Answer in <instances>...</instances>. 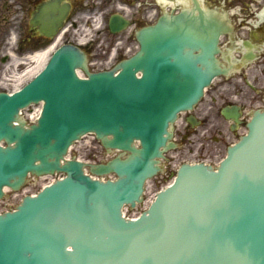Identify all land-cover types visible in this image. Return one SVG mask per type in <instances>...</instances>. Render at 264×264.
<instances>
[{
  "label": "water",
  "instance_id": "obj_1",
  "mask_svg": "<svg viewBox=\"0 0 264 264\" xmlns=\"http://www.w3.org/2000/svg\"><path fill=\"white\" fill-rule=\"evenodd\" d=\"M141 42V52L117 75L80 78L84 55L63 46L22 90L0 93V141L14 144L0 146V198L5 187L20 188L29 173L68 174L0 216V264H264V113L229 149L219 172L183 166L148 214L130 222L122 217L123 205H135L157 172L170 123L193 108L215 75L208 58L217 39L194 42L178 30L156 28ZM41 100L38 124H13L21 108ZM225 114L237 119L238 108ZM88 132L112 136L108 147L133 152L96 171H114L116 182L93 180L79 161L61 165L70 145ZM96 144L84 154L92 164L127 156ZM55 178L30 176L20 190L7 191L0 213Z\"/></svg>",
  "mask_w": 264,
  "mask_h": 264
},
{
  "label": "flooded vegetation",
  "instance_id": "obj_2",
  "mask_svg": "<svg viewBox=\"0 0 264 264\" xmlns=\"http://www.w3.org/2000/svg\"><path fill=\"white\" fill-rule=\"evenodd\" d=\"M188 2L189 5L179 0H0V91L6 86L5 65L12 57L21 63L19 71L25 72L35 54L49 53L55 45L74 42L80 43L87 54L89 70L118 72L124 61L140 50L139 35L144 30L167 19L177 20L188 12L194 24L201 27V10L207 26L214 23L224 26L230 22L232 28L224 30L220 37L218 62L224 67L234 62L230 77L252 78L245 79L247 83L239 92L246 104L255 102L257 95L261 99L264 96V19L260 15L264 12V0ZM245 44L249 45L248 49L244 48ZM211 89L214 93H223L226 86L220 82ZM213 102L209 107L214 109L216 99ZM206 106L196 108L202 117L197 113L199 126L210 124ZM183 120L187 123L190 115H185ZM191 128L195 127L188 123L186 128L174 131L176 143L180 140L177 146L180 157L188 154L182 148ZM205 131L209 135L213 131L223 134L224 122L208 125ZM167 159L171 162V155Z\"/></svg>",
  "mask_w": 264,
  "mask_h": 264
},
{
  "label": "rangeland",
  "instance_id": "obj_3",
  "mask_svg": "<svg viewBox=\"0 0 264 264\" xmlns=\"http://www.w3.org/2000/svg\"><path fill=\"white\" fill-rule=\"evenodd\" d=\"M246 1V0H245ZM219 6V4H218ZM8 66L10 67L7 71V74H6V80H7V91H12L14 89H16L17 87L21 86V83L24 84L26 81L24 80H27V77H23L22 76L20 77L21 74L18 73L19 70H14L16 66L14 63L12 64H8ZM210 96H208L207 98H209ZM256 97L255 98V101L258 99V95L257 96H254ZM260 105V104H258ZM257 105V106H258ZM210 112V110H209ZM211 113V112H210ZM216 116V115H215ZM220 121V118L219 120L217 119V116L210 121L211 125H213L214 123H217ZM208 126V125H207ZM207 126H203L199 129V131L197 132L198 133V136L201 137V142L203 140L204 142V146H203V149L206 153H208V155L211 156L210 159H216V152L214 150V148H219L220 146L222 147V144L220 141H217V139H221V135L218 134V132H212L211 135H209L208 133H206V127ZM181 128L183 129V125L181 126ZM245 128H242V130H240L238 132V134L236 136H232L233 139H236V137H241L244 133H245ZM206 138V139H204ZM239 139V138H237ZM180 142V140H179ZM220 145V146H219ZM190 147V145H185L182 150L183 152H187V148ZM170 154H173L174 156L178 155V152H172V153H169L168 156ZM222 154L224 155L225 154V151L223 149V152ZM186 156V157H185ZM183 157H180V155H178V158H173L172 160V163L169 164V162H166V161H162L163 162V166H162V162H161V166H160V171L159 173L157 174L156 177L152 178L150 180V186L148 187V190H147V193L146 195H144L143 197V202L141 203V205H139L138 207H135V208H126L125 210V213L127 215V217H137L139 216L141 213H143L148 207L149 205L151 204V202L154 200V197L155 195L161 191L163 188H165L166 186H168L172 180H173V175H172V172L175 170V168H177V166L183 162H186V161H189V160H194V156H190L189 155H185ZM160 165V164H159Z\"/></svg>",
  "mask_w": 264,
  "mask_h": 264
},
{
  "label": "bare ground",
  "instance_id": "obj_4",
  "mask_svg": "<svg viewBox=\"0 0 264 264\" xmlns=\"http://www.w3.org/2000/svg\"><path fill=\"white\" fill-rule=\"evenodd\" d=\"M179 1L181 3H184V4L185 3L186 4L188 3V0H179ZM260 17L262 19H264V12H262V14L260 15ZM48 54L49 53H47V52H44V53L43 52H39V53H37V54L34 55V57L30 60V63H33V61H37L38 63H42L43 64V63H45L46 57H47ZM11 61H14V64L19 63L18 59H16V58L12 59ZM123 214H125V213L123 212Z\"/></svg>",
  "mask_w": 264,
  "mask_h": 264
}]
</instances>
